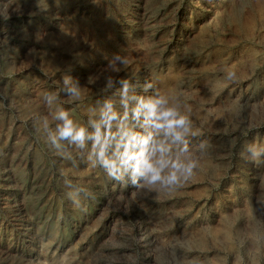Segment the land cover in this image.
<instances>
[{"label": "rangeland", "instance_id": "374dc122", "mask_svg": "<svg viewBox=\"0 0 264 264\" xmlns=\"http://www.w3.org/2000/svg\"><path fill=\"white\" fill-rule=\"evenodd\" d=\"M119 79L191 121L182 187L111 179L91 141H49L61 108L89 132L105 100L123 116ZM251 143L264 144V0H0V264H264Z\"/></svg>", "mask_w": 264, "mask_h": 264}, {"label": "clouds", "instance_id": "9594fccd", "mask_svg": "<svg viewBox=\"0 0 264 264\" xmlns=\"http://www.w3.org/2000/svg\"><path fill=\"white\" fill-rule=\"evenodd\" d=\"M117 59L121 58L118 56ZM122 63H126V60L122 59ZM113 70L117 71L116 68ZM235 77V72H227V79L233 80ZM63 79L65 93L70 99H79V82L69 87L71 78L65 76ZM115 82L112 76L107 77V87L103 90L113 88ZM118 82L122 85L121 103L126 109L123 116L115 110L111 100H105L99 111V118L89 120V127L92 129L89 132L87 127L77 125L70 118L69 111L61 108L55 116L61 123L56 125L54 132L49 131V141L53 146L59 147L60 142L66 140L77 148H84L86 142L91 141L89 159L93 161L92 166L102 167L111 179L122 180L125 175H130L133 185H140V181H144L141 187H152L157 183L182 187L194 175L197 167L196 161L190 159V144L187 139L191 133V121L176 108L168 107L165 97H130L129 91L135 86L126 79H119ZM151 87V84H146L145 90ZM54 98L55 93L52 92L44 95L49 103ZM129 100L136 101L132 118L138 122L136 126L142 131H136L135 126L128 123ZM246 151L253 163H264L260 159L264 157V144H248ZM65 183L71 186L70 181L66 180ZM82 191L85 195H90L88 190Z\"/></svg>", "mask_w": 264, "mask_h": 264}]
</instances>
